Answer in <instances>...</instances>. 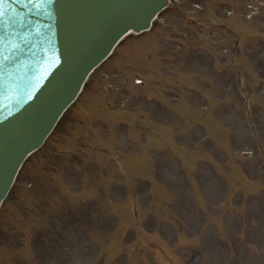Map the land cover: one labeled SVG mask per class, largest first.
<instances>
[{"label":"rangeland","instance_id":"obj_1","mask_svg":"<svg viewBox=\"0 0 264 264\" xmlns=\"http://www.w3.org/2000/svg\"><path fill=\"white\" fill-rule=\"evenodd\" d=\"M0 264H264V0L127 36L21 168Z\"/></svg>","mask_w":264,"mask_h":264},{"label":"water","instance_id":"obj_2","mask_svg":"<svg viewBox=\"0 0 264 264\" xmlns=\"http://www.w3.org/2000/svg\"><path fill=\"white\" fill-rule=\"evenodd\" d=\"M168 0H0V206L85 80Z\"/></svg>","mask_w":264,"mask_h":264}]
</instances>
